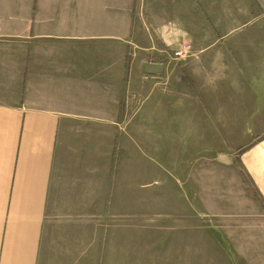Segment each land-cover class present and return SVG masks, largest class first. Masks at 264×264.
Segmentation results:
<instances>
[{"label": "crops", "instance_id": "obj_1", "mask_svg": "<svg viewBox=\"0 0 264 264\" xmlns=\"http://www.w3.org/2000/svg\"><path fill=\"white\" fill-rule=\"evenodd\" d=\"M260 17L264 0H0V264L129 242V175L102 174V147L140 104L201 148L176 159L188 193L227 164L223 185L264 203V26L217 42Z\"/></svg>", "mask_w": 264, "mask_h": 264}, {"label": "rangeland", "instance_id": "obj_2", "mask_svg": "<svg viewBox=\"0 0 264 264\" xmlns=\"http://www.w3.org/2000/svg\"><path fill=\"white\" fill-rule=\"evenodd\" d=\"M164 21L179 25L173 16ZM260 26H264V17L217 35V42L235 35L239 39ZM133 110L131 115L119 117L120 129L111 146L102 147V157L110 164L104 165L102 174L112 175V183L117 172L129 175L133 212L128 218L129 231L124 234L129 242L66 243L61 256L56 250V264H264V203L249 181L245 180V194L232 193L238 189L231 188L228 181L223 185V176L230 172L227 164H220L216 173L225 174L216 183L215 192L199 187L203 193L192 196L186 191L187 181L181 179L183 169L176 159L198 154L201 148L191 146L190 141L181 146L174 114L148 113L141 104ZM238 153L235 148V160ZM184 169L187 171V166ZM234 173L238 175L236 170ZM118 186L126 187L120 180Z\"/></svg>", "mask_w": 264, "mask_h": 264}, {"label": "built area", "instance_id": "obj_3", "mask_svg": "<svg viewBox=\"0 0 264 264\" xmlns=\"http://www.w3.org/2000/svg\"><path fill=\"white\" fill-rule=\"evenodd\" d=\"M188 49V45L186 43H179L175 48L171 50V57L176 58L183 55Z\"/></svg>", "mask_w": 264, "mask_h": 264}]
</instances>
